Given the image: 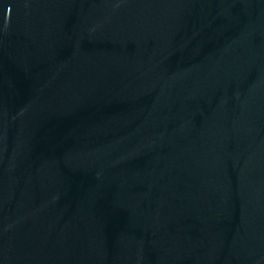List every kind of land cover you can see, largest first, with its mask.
Masks as SVG:
<instances>
[{
  "label": "water",
  "instance_id": "95a60500",
  "mask_svg": "<svg viewBox=\"0 0 264 264\" xmlns=\"http://www.w3.org/2000/svg\"><path fill=\"white\" fill-rule=\"evenodd\" d=\"M0 264H264V0H0Z\"/></svg>",
  "mask_w": 264,
  "mask_h": 264
}]
</instances>
